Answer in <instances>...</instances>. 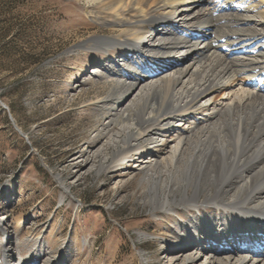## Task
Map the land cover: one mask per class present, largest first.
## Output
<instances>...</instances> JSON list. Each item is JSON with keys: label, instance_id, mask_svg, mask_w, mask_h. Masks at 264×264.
Wrapping results in <instances>:
<instances>
[{"label": "bare ground", "instance_id": "bare-ground-1", "mask_svg": "<svg viewBox=\"0 0 264 264\" xmlns=\"http://www.w3.org/2000/svg\"><path fill=\"white\" fill-rule=\"evenodd\" d=\"M85 13L114 32L82 46L117 59L105 60L113 87L94 141L126 123L99 170L135 162L151 210L173 212L158 255L264 264V0H85ZM204 204L211 216L178 219ZM1 243L2 264L44 253L22 260Z\"/></svg>", "mask_w": 264, "mask_h": 264}, {"label": "rangeland", "instance_id": "rangeland-1", "mask_svg": "<svg viewBox=\"0 0 264 264\" xmlns=\"http://www.w3.org/2000/svg\"><path fill=\"white\" fill-rule=\"evenodd\" d=\"M113 32L87 16L85 0H0V264L8 238L22 260L43 248L31 264H170L158 235L173 212L151 210L135 162L99 170L126 123L94 141L113 58L81 43ZM176 210L179 220L212 212Z\"/></svg>", "mask_w": 264, "mask_h": 264}, {"label": "water", "instance_id": "water-1", "mask_svg": "<svg viewBox=\"0 0 264 264\" xmlns=\"http://www.w3.org/2000/svg\"><path fill=\"white\" fill-rule=\"evenodd\" d=\"M19 131V130H18ZM19 133L21 134V135H24L21 131H19Z\"/></svg>", "mask_w": 264, "mask_h": 264}]
</instances>
